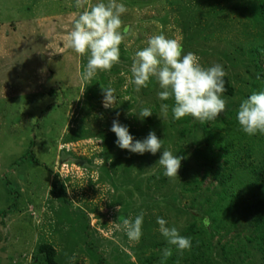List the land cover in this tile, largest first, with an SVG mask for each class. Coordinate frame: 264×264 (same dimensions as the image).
I'll return each instance as SVG.
<instances>
[{"label":"rangeland","instance_id":"1","mask_svg":"<svg viewBox=\"0 0 264 264\" xmlns=\"http://www.w3.org/2000/svg\"><path fill=\"white\" fill-rule=\"evenodd\" d=\"M259 1L117 0L128 9L121 16L122 29L131 26L120 45V62L85 81L89 55H78L66 40L71 17L82 11L75 0H0V264H45L38 253L44 242L53 244L59 264H160L170 244L158 230L157 217L180 235L194 220L189 212L193 195L182 188L196 169L193 151L206 129L197 120L173 125L155 78L136 91L130 83L135 53L147 46L149 36L177 39L203 67L223 66L236 87L233 100L223 98L226 110L231 102L240 105L247 94L264 91V55L258 62L252 51L264 43V21L254 12ZM101 86L115 90L114 107L103 106ZM95 88H101L98 98L92 95ZM142 108H154L157 123L151 130L139 128L142 135L154 131L174 155L180 147L187 150L178 177L163 192L148 186L155 167L138 174L127 173L125 161L113 166L123 149L110 154L99 135L112 132L114 119L142 125ZM80 129L86 131L84 138L66 141ZM30 148L35 160L25 157ZM216 181L208 175L201 191L211 194ZM141 212L143 235L134 243L122 220ZM246 226L240 222L229 233H215L213 261L231 263L222 256L220 238L225 243L240 233L253 248ZM154 241L159 245L150 247ZM153 252L156 258L147 262ZM251 252L239 264H262L259 250Z\"/></svg>","mask_w":264,"mask_h":264},{"label":"clouds","instance_id":"2","mask_svg":"<svg viewBox=\"0 0 264 264\" xmlns=\"http://www.w3.org/2000/svg\"><path fill=\"white\" fill-rule=\"evenodd\" d=\"M75 7L82 11L71 17L72 28L66 37L67 46L80 56L89 55L86 70L82 74V79L88 81L98 71H110L120 62V45L131 31V26L123 25L122 29L121 16L128 9L117 0H107V3L103 0L98 3L75 0ZM135 57L130 83L139 91L142 87L147 88L151 78H155L162 89L159 98L174 101L172 113L175 119L191 116L204 124L216 120L226 111V101L222 98L226 91V72L222 65L203 67L196 54L184 53L179 40L169 39L164 34L149 36L147 46L136 51ZM101 88L103 106L114 107L117 104L115 90L111 87ZM162 109L166 113L168 105H162ZM152 114L150 108H142L138 116L143 119ZM236 119L247 135L264 134V91L254 92L244 99L238 107ZM110 130L116 135V145L130 153L143 155L147 152L155 155L163 149L158 163L164 169V175L169 179L178 177L184 157L165 149L162 139L154 131H150L142 140L134 139L128 126L121 124L118 119L112 121ZM143 220V212L134 219L122 220L130 241L139 243L143 235ZM203 223L209 227L211 220L205 217ZM157 224L168 244L175 246L180 253L191 250V239L180 235L176 227H169L168 222L161 217H157ZM171 255V248L164 249L162 264Z\"/></svg>","mask_w":264,"mask_h":264},{"label":"trees","instance_id":"3","mask_svg":"<svg viewBox=\"0 0 264 264\" xmlns=\"http://www.w3.org/2000/svg\"><path fill=\"white\" fill-rule=\"evenodd\" d=\"M254 12L258 18L264 21V0L259 1ZM252 51L257 56V61L260 62L261 56L264 55V43L254 47ZM224 80L226 91L222 98L233 100L236 87L227 76L224 77ZM100 89H92L93 98H98L97 92L101 91ZM250 95L247 94L246 97ZM163 102L168 105L173 125L175 123L186 125L192 120L195 121L191 116L179 120L175 119L172 113L174 101L169 99L163 100ZM238 105L231 102L228 105L229 108L224 112V116L219 120H214L212 126L209 122L203 124V128L206 129V137L193 151L197 166L191 173V178L186 180L185 186L182 188L183 194L189 192L193 195L189 212H191L194 220L186 226L182 234V236L191 239L192 247L190 251L186 250L180 253L175 246L170 245L172 255L163 261V264H221L220 261H213L212 246L215 233H221L223 229L229 233L231 227L236 228L240 222L247 225L246 228L250 234L246 239L249 243H255L252 247L259 250L262 264H264V134L258 133L249 136L242 131L236 119ZM152 111L153 114L145 118L146 121L142 125H126L134 139L142 140L146 137L142 135L139 128L151 130L157 126L156 111L154 108ZM207 126H211V128ZM182 130L183 133L188 131L186 127ZM85 133V129L76 130L66 136V141L82 139L86 136ZM99 135L105 140V149L110 154L118 148L115 143L117 138L114 132L102 130ZM182 137H179V140H182ZM121 152L113 166L125 161L124 170L127 173L135 171L138 174L144 173L150 167H155V171L149 174V189L155 190V192L164 191L171 179L164 175L162 166L159 167L157 153L160 154V151L155 155L147 152L140 155L130 153L128 150H121ZM186 154L187 150L183 147H180L176 153V155L183 157ZM26 156L35 160L34 151L31 148L26 151ZM208 175H213L217 180L216 187L211 194L201 191V185ZM178 196L181 197L180 195L174 197L177 198ZM205 217L211 220L209 227H205L203 223ZM237 237L238 239H236ZM218 241L221 244L222 256L225 260L230 261V264H239V260L244 259L253 250V248L246 246L240 237V233L225 243H222L221 238ZM158 245L159 242L154 241L150 247H157ZM38 253L45 264H59L57 251L53 244L41 243L38 247ZM154 253L146 258L147 262L156 258ZM159 259L160 264H162V257ZM250 263L252 262L250 261ZM250 263L248 262V264Z\"/></svg>","mask_w":264,"mask_h":264}]
</instances>
